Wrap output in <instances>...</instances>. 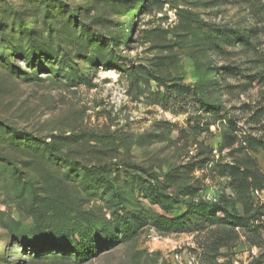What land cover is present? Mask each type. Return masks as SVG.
<instances>
[{
  "label": "rangeland",
  "instance_id": "1",
  "mask_svg": "<svg viewBox=\"0 0 264 264\" xmlns=\"http://www.w3.org/2000/svg\"><path fill=\"white\" fill-rule=\"evenodd\" d=\"M261 109L264 0H0V264H264Z\"/></svg>",
  "mask_w": 264,
  "mask_h": 264
},
{
  "label": "trees",
  "instance_id": "2",
  "mask_svg": "<svg viewBox=\"0 0 264 264\" xmlns=\"http://www.w3.org/2000/svg\"><path fill=\"white\" fill-rule=\"evenodd\" d=\"M23 31H27L24 29ZM23 34V33H22ZM29 34V33H26ZM32 49V46H30ZM51 55V54H50ZM54 55V54H52ZM33 55H27V61H29ZM53 57V56H50ZM54 59V58H53ZM264 110H258L253 118H251V121L256 120V115H260L263 113ZM243 137L246 139V144L244 147L241 146L240 152L239 153H244L248 152L251 150H255L258 147H264V142H262V139L258 140L255 137L251 135H243ZM27 141H30L34 144H37V142H40L39 140H36L35 138L27 135L26 138ZM97 170H94L95 172ZM96 173V172H95ZM94 173V176H96ZM106 175L102 176L100 179L103 183L110 185L111 181L108 180V177H105ZM229 186L231 189L234 190L235 194L238 197L239 202L242 205H245V207L248 210V201H249V192L252 188H257V189H264V175L259 171L257 164L255 160L251 159L249 156L243 157L239 160V164L235 165L233 168V171L230 173V182ZM248 205V206H247ZM186 209L185 212L182 213L180 216L177 218H172V219H159L154 222V227L157 230L161 229H167V230H181L186 226H191L192 221L195 220V217H197V220H204L207 217L211 215H215L218 211H221L219 206L217 205H211L207 202H201L199 201L198 203H188L186 204ZM31 216L34 219V224L36 227H43L48 223L49 219L46 218L45 214L41 210H35L31 212ZM52 216H55V214H52ZM228 218V215L225 216L223 219L218 218V220H215L219 224H223L226 222V219ZM56 219H53L52 221H55ZM51 222V219L49 223ZM57 220L55 221V223ZM239 225L240 223H243L244 220L242 218L233 216L230 219V224L232 225ZM247 227V226H246ZM257 228H254L253 231H257ZM66 241V240H64ZM67 242V241H66ZM74 247V246H73Z\"/></svg>",
  "mask_w": 264,
  "mask_h": 264
},
{
  "label": "built area",
  "instance_id": "3",
  "mask_svg": "<svg viewBox=\"0 0 264 264\" xmlns=\"http://www.w3.org/2000/svg\"><path fill=\"white\" fill-rule=\"evenodd\" d=\"M255 193H256L257 196H259L260 194L263 195V194H264V191H263V190H261V191H256Z\"/></svg>",
  "mask_w": 264,
  "mask_h": 264
}]
</instances>
